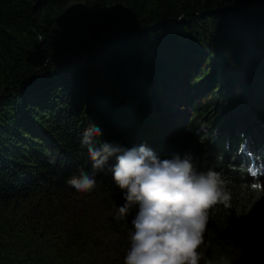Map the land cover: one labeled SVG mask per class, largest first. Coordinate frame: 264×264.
Masks as SVG:
<instances>
[{"label": "trees", "instance_id": "trees-1", "mask_svg": "<svg viewBox=\"0 0 264 264\" xmlns=\"http://www.w3.org/2000/svg\"><path fill=\"white\" fill-rule=\"evenodd\" d=\"M91 124L97 148L216 171L230 199L210 209L201 264H264V175L239 159L264 166V0H0V264H124L138 206L115 218L116 156L92 192L67 183L93 174Z\"/></svg>", "mask_w": 264, "mask_h": 264}, {"label": "clouds", "instance_id": "clouds-1", "mask_svg": "<svg viewBox=\"0 0 264 264\" xmlns=\"http://www.w3.org/2000/svg\"><path fill=\"white\" fill-rule=\"evenodd\" d=\"M101 134L96 124L84 129L82 144L88 146L94 171L90 175L81 170L67 183L78 193L92 192L95 173L116 156L117 163L110 170L125 203L118 207L115 218L125 219L138 206L124 264H201L210 209L227 206L230 199L220 175L212 169L198 171L188 157L161 160L146 145L125 149L105 142L97 148L93 139ZM239 159L253 180L257 161L251 156L240 155ZM216 264L231 261L221 256Z\"/></svg>", "mask_w": 264, "mask_h": 264}, {"label": "rangeland", "instance_id": "rangeland-1", "mask_svg": "<svg viewBox=\"0 0 264 264\" xmlns=\"http://www.w3.org/2000/svg\"><path fill=\"white\" fill-rule=\"evenodd\" d=\"M68 11L75 16H81L84 12H87L92 17L91 24L99 25L102 31L105 32L111 31V28L116 23L115 19L104 17V13L101 10H94L86 2H73L69 5ZM80 31L81 29L78 28L77 33Z\"/></svg>", "mask_w": 264, "mask_h": 264}, {"label": "bare ground", "instance_id": "bare-ground-1", "mask_svg": "<svg viewBox=\"0 0 264 264\" xmlns=\"http://www.w3.org/2000/svg\"><path fill=\"white\" fill-rule=\"evenodd\" d=\"M242 163V162H241Z\"/></svg>", "mask_w": 264, "mask_h": 264}]
</instances>
